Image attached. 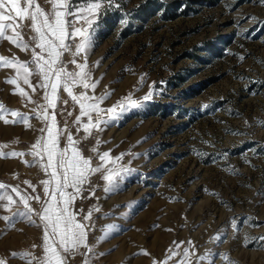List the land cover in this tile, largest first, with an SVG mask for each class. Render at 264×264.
Listing matches in <instances>:
<instances>
[{"label":"rangeland","instance_id":"374dc122","mask_svg":"<svg viewBox=\"0 0 264 264\" xmlns=\"http://www.w3.org/2000/svg\"><path fill=\"white\" fill-rule=\"evenodd\" d=\"M0 264H264V0H0Z\"/></svg>","mask_w":264,"mask_h":264}]
</instances>
